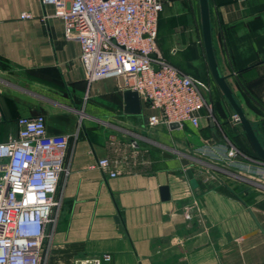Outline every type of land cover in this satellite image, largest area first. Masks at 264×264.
I'll return each instance as SVG.
<instances>
[{
	"label": "crops",
	"instance_id": "0c3cea01",
	"mask_svg": "<svg viewBox=\"0 0 264 264\" xmlns=\"http://www.w3.org/2000/svg\"><path fill=\"white\" fill-rule=\"evenodd\" d=\"M162 1L159 50L171 65L214 87L220 111L213 128L206 118L198 127L187 122L192 130L151 127L146 118L157 112L141 99L140 114L125 113L122 80L87 85L79 44L64 38L52 6L0 0V142L16 136L20 117L38 115L48 135L68 137L43 264L102 254L111 255L104 264H264V180L204 153L223 154L225 140L243 129L229 122L234 112L210 74L199 0ZM208 5L218 68L246 118L262 130L257 137L264 147V0ZM23 13L32 18L21 19ZM244 156L236 161L264 167ZM103 158L110 163L104 171L94 167Z\"/></svg>",
	"mask_w": 264,
	"mask_h": 264
},
{
	"label": "built area",
	"instance_id": "2783aa9c",
	"mask_svg": "<svg viewBox=\"0 0 264 264\" xmlns=\"http://www.w3.org/2000/svg\"><path fill=\"white\" fill-rule=\"evenodd\" d=\"M52 6L63 22L64 38L79 44V62L88 86L121 79L124 90L136 92L157 112L149 126L189 122L198 127L201 118L216 121L208 97L209 84L171 65L157 44L162 0H40ZM31 19L29 13L20 16ZM239 124L238 117H231ZM15 137L0 142V264H43L46 227L55 223L59 202L55 196L68 137L48 135L45 119L20 117ZM224 153L205 149L214 161L264 180V167L242 165L245 156L227 139ZM263 163V162H262ZM264 164V163H263ZM95 168L107 170L108 159ZM109 172V177H115ZM186 219H190L186 215ZM110 254L77 260L73 264H104Z\"/></svg>",
	"mask_w": 264,
	"mask_h": 264
},
{
	"label": "water",
	"instance_id": "95a60500",
	"mask_svg": "<svg viewBox=\"0 0 264 264\" xmlns=\"http://www.w3.org/2000/svg\"><path fill=\"white\" fill-rule=\"evenodd\" d=\"M199 10H200V21H201V30H202V41L206 56L207 65L210 71V74L226 99V101L231 106L234 114L239 119V124L242 127L246 137L248 138L254 152L258 156L259 160L264 163V147L260 143L257 134L255 133L254 127L252 123L246 118L241 106L237 102L233 92L231 91L226 77L223 76L218 68L217 62L215 60L213 47H212V39H211V27H210V13H209V5L208 0H199ZM123 101H124V111L127 114H140L141 112V101L136 92L131 90H125L123 92ZM147 120V118H146ZM210 127L213 128V122L209 121ZM170 129H177L179 128V124L171 123L169 124ZM212 136L215 138V134L213 133ZM183 166L187 167V174L190 179H192L191 172L189 170V164L187 160L182 161ZM161 195L162 199H167L168 191L166 187L161 188Z\"/></svg>",
	"mask_w": 264,
	"mask_h": 264
},
{
	"label": "trees",
	"instance_id": "16d2710c",
	"mask_svg": "<svg viewBox=\"0 0 264 264\" xmlns=\"http://www.w3.org/2000/svg\"><path fill=\"white\" fill-rule=\"evenodd\" d=\"M218 94L223 97L222 93L219 91V89H217ZM216 111H220V107H219V102H216V104L214 105L213 108V115L216 117L217 112ZM222 114V111H221ZM255 133L259 134L262 133V130L260 128H258L257 126H253ZM224 131V129H223ZM235 135L234 137L230 140L231 143L242 153L252 157V158H256L259 159L258 156L256 155V153L254 152L248 138L246 137V135L244 134V132L242 131V133H238V130H234L233 132Z\"/></svg>",
	"mask_w": 264,
	"mask_h": 264
},
{
	"label": "rangeland",
	"instance_id": "374dc122",
	"mask_svg": "<svg viewBox=\"0 0 264 264\" xmlns=\"http://www.w3.org/2000/svg\"><path fill=\"white\" fill-rule=\"evenodd\" d=\"M197 68H198V67H197ZM197 76H199V77H203V73L198 74ZM204 78H206V77L204 76L203 78H200L199 80H200V81H201V80H204ZM197 80H198V79H197ZM211 87H212V88H211V93L209 94L208 100H209L210 104L212 105V112H213L214 105L216 104V100H218V99L216 98L217 94H216V91H215L214 87H213V86H211ZM212 114H213V113H212ZM232 116H233V114L230 115V117H229V118H230V119H229V122H231V123H233V122H232V119H231ZM213 117H214V116H213ZM214 119H215V117H214ZM215 121H216V119H215ZM233 124H234V123H233ZM236 124H238V123H236ZM183 125H184L186 128L192 130V127H190V126L188 125L187 122H184Z\"/></svg>",
	"mask_w": 264,
	"mask_h": 264
}]
</instances>
